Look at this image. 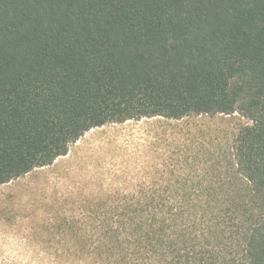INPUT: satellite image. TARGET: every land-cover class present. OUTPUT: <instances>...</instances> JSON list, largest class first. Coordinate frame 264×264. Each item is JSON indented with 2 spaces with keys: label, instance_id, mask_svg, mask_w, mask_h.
<instances>
[{
  "label": "trees",
  "instance_id": "16d2710c",
  "mask_svg": "<svg viewBox=\"0 0 264 264\" xmlns=\"http://www.w3.org/2000/svg\"><path fill=\"white\" fill-rule=\"evenodd\" d=\"M234 113L231 173L118 195L63 264H264V0H0V185L108 123Z\"/></svg>",
  "mask_w": 264,
  "mask_h": 264
},
{
  "label": "rangeland",
  "instance_id": "374dc122",
  "mask_svg": "<svg viewBox=\"0 0 264 264\" xmlns=\"http://www.w3.org/2000/svg\"><path fill=\"white\" fill-rule=\"evenodd\" d=\"M248 125L234 113L89 130L52 164L0 185V264H63L74 254L63 245L74 238L66 228L96 224L100 208L118 195L165 188L175 177L206 176L204 170L208 177L231 173V145ZM241 183L229 189L243 190Z\"/></svg>",
  "mask_w": 264,
  "mask_h": 264
}]
</instances>
